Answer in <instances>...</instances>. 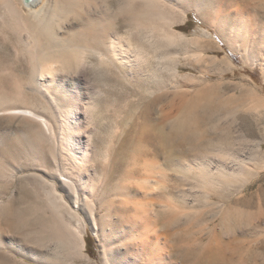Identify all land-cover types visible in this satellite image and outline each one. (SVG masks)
Returning a JSON list of instances; mask_svg holds the SVG:
<instances>
[{
	"label": "rangeland",
	"instance_id": "obj_1",
	"mask_svg": "<svg viewBox=\"0 0 264 264\" xmlns=\"http://www.w3.org/2000/svg\"><path fill=\"white\" fill-rule=\"evenodd\" d=\"M48 1L29 8L15 0L19 14L32 20ZM168 2L186 10L175 15L172 26L180 35L171 41L159 31L152 37L146 22L123 29L132 49L144 51L141 62L103 66L92 58L77 72L59 67L55 84L75 106L77 154L87 169L84 184L54 188L62 207L57 226L46 204L54 182L42 180L36 157L61 136L62 111L45 88L21 78L28 63L16 51L17 38L0 33V67L10 64L15 79L0 91L30 99L51 127L0 112V264H107L102 247L111 246L110 264H146V255L126 252L136 249L133 238L146 227V210L156 229L146 250L160 249L153 264H264V0ZM62 21L63 36L80 27L73 17ZM201 154L223 164L221 180L200 174ZM132 168L130 189L116 193ZM85 201L93 203L90 211Z\"/></svg>",
	"mask_w": 264,
	"mask_h": 264
},
{
	"label": "bare ground",
	"instance_id": "obj_2",
	"mask_svg": "<svg viewBox=\"0 0 264 264\" xmlns=\"http://www.w3.org/2000/svg\"><path fill=\"white\" fill-rule=\"evenodd\" d=\"M40 1L41 0H33L30 3H26L25 0H21L20 3L29 8H33L36 5H38ZM133 1L139 2L138 3L139 5H137L136 8L131 6V2L133 3ZM16 2L15 0H0V33H2L3 36L5 35L4 36L5 38L9 39L10 33L12 32L11 35L15 34L17 38L15 47L17 46L18 49H16V51L20 52L19 54H22L25 57L26 62L24 63H28V64H23L22 66L23 76L21 78H24V76L27 75V77H25L26 78L25 81L27 83L32 82L36 84V86L38 85V86L45 88V90L52 96L51 98L54 99L53 100L54 103L62 111V118H60L61 119L60 129L62 130L60 131L61 136H58L57 134H55V136H53V141H52L53 145L43 146L42 153L41 151H39V157H36L38 164H40V167L42 168L41 170L45 177V180L44 179L42 180L47 181L46 179L49 178L53 180L54 182L53 184L48 183V185H50L53 188V191H50L48 187L50 192L46 191L47 192L46 204L52 211L54 221H55L54 225L57 226L58 225L57 221H59L58 218L60 217L59 210H60L61 205L59 203L60 202L59 197L57 196L60 193L57 192L58 193L57 194L55 191L58 189L54 190V188L60 185L62 189L67 190V188L71 189L80 184H84L85 182H84V177L82 175V171L84 168H86L84 166L87 165L86 164L87 160L85 161V159H81L80 156L77 154L79 138H77L74 126L71 121L72 120L71 115L75 112L74 111L75 106L69 105L65 102V100L63 99L62 93L60 92V89L58 87L59 84H57L58 83L57 79H59L58 78V70H60L59 67L62 69V72L64 71L77 72L82 66L84 67L85 65L90 63L92 58H96L97 61H99V63L103 66L114 64V63L127 65L130 62L132 64L133 63L137 64V62H139L141 59H144L141 56L144 54V51H142L143 52L142 54L141 51H139L138 49L136 50L132 49V46H131L132 40L130 37H127L124 34L125 30L123 29L127 28L129 25H132L133 23H136V22L137 23L146 22L150 24V30L148 31H150L151 36L153 35V33H156L157 31H159L163 39H165L166 41H171V39H174L176 36L180 35V34H177L173 30L172 24L174 23L175 15L176 16L184 15L186 13L185 12L186 10L185 9H182V11L175 10L173 5L170 4L168 0H50L46 2V4L43 7L40 8V14H37L38 15L37 18L35 20H32V19H29L30 17L27 18L23 14H19V11L16 7ZM129 5L131 7H129ZM194 5L197 7V9H200V10L202 9L201 8L202 4L200 2H196ZM44 11L45 12L48 11V12L42 14ZM70 17H73L74 19L79 20L80 27L76 29L75 31L69 32L67 36H63L60 30L63 28L61 21L65 20L66 22V20H68ZM122 30L124 32H122ZM152 37H149V38L152 39ZM10 42H12V40ZM144 56L146 58V55ZM13 75H14V72L10 64H3L0 67V85L4 84L5 86H7V88L11 85L13 87L15 83L14 82L15 79ZM17 81L19 82V80ZM55 82L57 83L55 84ZM18 90H19L18 93L20 96L26 95L25 92L21 91L20 89ZM14 93L15 92H12L11 90H8V89L7 90L5 89V91L1 89L0 91V106H1L0 112L4 110L10 114L19 115L25 118H31L34 121L45 124L47 129L50 130L51 128L50 123L48 119H46L45 113L36 112V109H34V106L30 105L32 103L30 99H29L30 103L26 102L25 100L22 101L21 99H18L17 96H16L17 98H15ZM59 112L58 114H61ZM51 123H52V120H51ZM60 129H59V126H57V129L55 128V130L58 132ZM60 132H59V135H60ZM43 134L46 135L45 129L43 130ZM186 134H189V133H186ZM187 137L189 140L190 135ZM40 138L43 141V137L41 136ZM186 139L184 138V141ZM188 142L186 143L187 145H188ZM189 149H192V146H190ZM203 149H206V148H203ZM44 153H45V156L41 157ZM185 154H187V152ZM188 155H189V152H188ZM202 155L203 154H201L200 156L199 155L196 156L197 158H199V161H201V162L198 161L200 163V166H199L200 174L204 176L206 179L210 178L211 181L215 180L216 182H218L219 180H221L220 177H221V174L224 168L223 164H220V161L216 159L214 160L213 158H208L207 156H209V154L206 156V158L201 157ZM86 158H89V157H86ZM48 163L53 164V166H50ZM214 169H217V170L215 171ZM133 170L134 168H132V170H129V172L126 173V175L121 176V179L123 177L124 182L122 184L117 183V186H115L114 188V191L116 193L120 194L122 192H127L128 189H130L129 188L130 185L127 181L128 179L126 177L129 178V176H131L134 173ZM184 171L187 173L186 170ZM111 173H114V172H111ZM114 176L115 175H113V177ZM113 179H115V177ZM76 190H78V188ZM67 194L70 195V192H67ZM76 195H79V194H76ZM78 200H76L75 204L78 203ZM90 203L88 201H85L86 205ZM91 204L93 205V203ZM88 207H89L88 210L90 211V206L88 205ZM149 208H150V205H149ZM6 210L8 211L7 208ZM145 212H146V215H145L146 217L144 216V220L146 218L145 220L146 222H144V226L146 227H144V229L146 228V230L144 229L140 230V232L137 233V235L133 238L136 240L135 241L136 249L133 250L134 248L128 247L126 252L131 254L133 253V251H135L139 257H142V255H146V258L148 259L147 263L151 264L152 262L151 256L160 252V249L158 247L153 246L151 249L146 250L148 248L147 247L148 241L152 240V239H149L151 237L150 233L153 230L155 231L156 229L154 228V226L152 227V224H153L152 218H151L152 215L150 216L149 215L150 213L148 214L147 210ZM89 215H92V214H89ZM119 217L120 216L117 214L113 216L112 218L117 219ZM138 219L134 220L135 221L134 223H136V225L139 222ZM113 223L117 224V220H113ZM96 225H97V221H96ZM76 229H78V227ZM60 232L62 233L63 231H60ZM63 233L67 234L66 232H63ZM1 235H2V240L3 239L5 240L6 235L3 232L1 233ZM7 240H8V244H10L11 246L14 244L11 238L8 237ZM79 240L81 242V245L85 246V241L83 239V233L79 235ZM20 246L21 245L18 244V247L20 249H23ZM114 247L115 246L102 247L104 248L102 255H103L104 260L106 259L105 262L107 264H110L109 260H110L111 254L114 253V249H113Z\"/></svg>",
	"mask_w": 264,
	"mask_h": 264
},
{
	"label": "water",
	"instance_id": "obj_3",
	"mask_svg": "<svg viewBox=\"0 0 264 264\" xmlns=\"http://www.w3.org/2000/svg\"><path fill=\"white\" fill-rule=\"evenodd\" d=\"M33 0H25L26 3H30L32 2Z\"/></svg>",
	"mask_w": 264,
	"mask_h": 264
}]
</instances>
